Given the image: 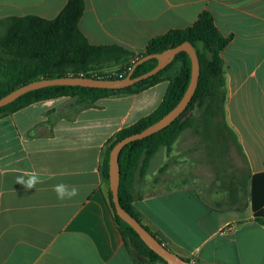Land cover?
<instances>
[{
    "label": "crops",
    "instance_id": "obj_1",
    "mask_svg": "<svg viewBox=\"0 0 264 264\" xmlns=\"http://www.w3.org/2000/svg\"><path fill=\"white\" fill-rule=\"evenodd\" d=\"M68 1L0 0V20L54 19ZM85 3L79 28L90 44L137 55L154 38L212 14L229 39L221 53L223 133L200 125L184 131L136 180L133 206L144 226L191 263L264 264V225L252 208L253 188L257 199L264 194V0ZM169 85L103 98L76 114L74 101L57 98L0 115V264H137L114 218L103 160L115 134L154 113ZM29 172L42 183L25 190L15 180ZM59 183L77 186L79 195L58 200Z\"/></svg>",
    "mask_w": 264,
    "mask_h": 264
},
{
    "label": "trees",
    "instance_id": "obj_2",
    "mask_svg": "<svg viewBox=\"0 0 264 264\" xmlns=\"http://www.w3.org/2000/svg\"><path fill=\"white\" fill-rule=\"evenodd\" d=\"M85 8V0H69L62 12L54 19L29 15L0 20V99L24 85L42 79L79 76L119 79V76L107 75L103 72V68L115 66L120 73L126 67L132 68L142 57L160 54L165 50L190 42L199 58L200 77L197 90L188 108L167 128L142 140L129 143L120 153V203L128 213L140 221L133 206L132 190L136 180L145 176L151 160L162 149L171 151L184 131L195 129L197 125L210 127L217 117L220 116L223 119L225 116L227 91L221 53L229 43V39L218 30L212 14L204 12L192 27L172 30L154 38L145 52L137 55L132 50L119 45L90 44L79 28ZM157 64L156 59L142 63L136 67L132 77L136 78L150 72ZM176 65L180 68L178 73L173 75L172 72ZM191 72V59L187 53L182 52L157 75L131 87L120 90L79 86L45 87L28 92L13 103L2 107L0 115L13 114L37 102L66 97L74 100L72 109L76 114L80 110L94 106L95 102L100 99L139 94L161 82L168 81L169 88L158 109L136 124L119 131L108 144L103 160L102 175L109 184V160L113 147L123 139L142 132L174 109L189 86ZM128 74L129 72L121 78L127 77ZM165 168L167 164L160 169V173ZM109 198L124 245L137 264L156 262L168 264L116 214L111 193ZM263 203L264 194L257 199L255 188H253L252 208L255 220L260 225H264V208H261ZM140 223L144 226L141 221ZM144 228L165 245L148 227L144 226ZM184 260L191 263L189 260Z\"/></svg>",
    "mask_w": 264,
    "mask_h": 264
},
{
    "label": "water",
    "instance_id": "obj_3",
    "mask_svg": "<svg viewBox=\"0 0 264 264\" xmlns=\"http://www.w3.org/2000/svg\"><path fill=\"white\" fill-rule=\"evenodd\" d=\"M182 52L187 53L188 56L190 57L192 64V72H191V80L189 86L186 92L184 93L182 99L180 100V102L174 107V109H172L167 115H165L158 122L152 124L142 132L127 137L122 141L118 142L113 147L110 153V160H109V166H110L109 186L112 194V201L115 205L116 214L124 222H126L129 226H131L140 236L143 242L151 250H153L156 254H158L162 259H164L168 264H191V263L186 262L178 254L171 251L164 244L160 243V241L156 237L150 234V232H148L144 228V226H142L139 220L134 218L121 206L119 199V188H120V177H121V167H120L119 157L121 151L129 143L136 140H142L167 128L175 120H177L188 108L197 90L199 77H200L199 58L194 46L190 42H185L175 48H170L168 50H165L160 54H152L142 57L133 65L129 74L125 78L100 79V78L79 76V77H63V78H55V79H42L24 85L0 99V109H1L2 107H5L13 103L19 97L25 95L28 92L45 87L79 86L84 88H97V89H114V90L124 89L157 75L161 70H163L169 64H171L175 59V57ZM152 59H156L158 61V64L153 70L139 77L136 78L132 77L134 70L136 69L137 66Z\"/></svg>",
    "mask_w": 264,
    "mask_h": 264
},
{
    "label": "clouds",
    "instance_id": "obj_4",
    "mask_svg": "<svg viewBox=\"0 0 264 264\" xmlns=\"http://www.w3.org/2000/svg\"><path fill=\"white\" fill-rule=\"evenodd\" d=\"M15 183L22 185L25 190L36 188V185L42 183L41 177L35 172L25 173L16 178ZM53 191L58 200H70L79 195V189L75 185L59 183L53 186Z\"/></svg>",
    "mask_w": 264,
    "mask_h": 264
},
{
    "label": "rangeland",
    "instance_id": "obj_5",
    "mask_svg": "<svg viewBox=\"0 0 264 264\" xmlns=\"http://www.w3.org/2000/svg\"><path fill=\"white\" fill-rule=\"evenodd\" d=\"M114 68H117V67H115V66H105L103 69V72H105V73H107L108 71H110V70H112V69H114ZM179 65H176L175 66V69L173 70V75H176L177 73H178V71H179ZM66 98H68V97H66ZM71 101H74L72 98H70V102ZM221 122H222V118L219 116V117H217V119H216V121L214 122V124L212 125V127L214 128V131L213 132H219L218 130H220L221 131ZM222 132V131H221ZM223 133V132H222ZM232 141V140H231ZM245 245V244H244ZM247 245V244H246Z\"/></svg>",
    "mask_w": 264,
    "mask_h": 264
},
{
    "label": "built area",
    "instance_id": "obj_6",
    "mask_svg": "<svg viewBox=\"0 0 264 264\" xmlns=\"http://www.w3.org/2000/svg\"><path fill=\"white\" fill-rule=\"evenodd\" d=\"M131 67H126L122 72L119 73L118 68H114L110 71H108L106 74L109 76H119L120 78L127 74V72H130ZM102 79V78H100ZM230 231V229L226 230Z\"/></svg>",
    "mask_w": 264,
    "mask_h": 264
}]
</instances>
